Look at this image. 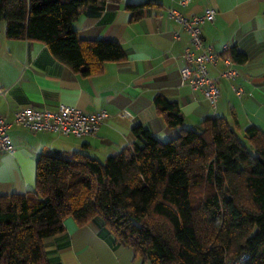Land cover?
Instances as JSON below:
<instances>
[{
  "label": "trees",
  "instance_id": "1",
  "mask_svg": "<svg viewBox=\"0 0 264 264\" xmlns=\"http://www.w3.org/2000/svg\"><path fill=\"white\" fill-rule=\"evenodd\" d=\"M106 1L0 0V19L6 37L42 41L86 76L124 58L119 43L80 39L73 25ZM151 3L125 8L137 20ZM223 54L246 59L232 47ZM153 103L167 126L180 128L177 137L160 142L135 125L134 142L104 161L77 152L37 157L34 188L0 196V264H50L43 239L60 233L66 216L84 224L97 215L150 264H227L242 253L244 264H264V133L244 128L252 154L225 118L207 116L193 130L176 101L156 94Z\"/></svg>",
  "mask_w": 264,
  "mask_h": 264
},
{
  "label": "crops",
  "instance_id": "2",
  "mask_svg": "<svg viewBox=\"0 0 264 264\" xmlns=\"http://www.w3.org/2000/svg\"><path fill=\"white\" fill-rule=\"evenodd\" d=\"M144 1L152 3L139 19L131 20L125 5ZM179 2L107 0L99 13L80 12L73 21L80 39L114 41L124 51L122 60L104 62L98 72L86 76L59 61L42 41L6 37L0 19V90H6L0 95V115L10 118L21 107L53 109L59 104L86 112L104 109L108 114L95 135L82 137L11 125L15 150L0 152V196L34 188L36 160L42 153L77 152L104 161L134 142L135 125L147 128L160 142L177 137L180 128L166 125L153 103L156 94L178 103L186 128L201 130L202 120L213 116L228 120L242 136L249 124L264 133L263 0H190L184 6ZM209 7L216 13L212 23L202 25L203 42L220 52L229 44L246 55L245 61L235 62L236 79L219 80L215 105L181 82L182 53L190 37L168 16L169 8L191 17ZM63 226L60 233L43 239L50 264H150L99 215L84 224L66 216Z\"/></svg>",
  "mask_w": 264,
  "mask_h": 264
},
{
  "label": "built area",
  "instance_id": "3",
  "mask_svg": "<svg viewBox=\"0 0 264 264\" xmlns=\"http://www.w3.org/2000/svg\"><path fill=\"white\" fill-rule=\"evenodd\" d=\"M190 0H180V5L188 4ZM216 10L206 8L204 13L186 17L175 8L168 9V16L181 24L190 37V46L182 53L184 65L180 68L181 82L193 90L200 91L210 105H215L219 98L220 79L234 80L239 75L236 63L229 55L223 54L229 49V44H223L222 52L215 50L213 45L205 44L202 38V25L212 23ZM211 69L215 73H211ZM240 94L239 90H236ZM6 90H0L4 96ZM127 114V111H124ZM108 114L106 110L99 109L86 112L80 108L59 104L53 109L36 108L33 106L21 107L8 118L0 115V152H13L15 145L9 135V128L13 124L21 125L32 131H47L63 136L82 137L95 135L99 125L103 123ZM247 253H242L234 261L227 264H244L248 259Z\"/></svg>",
  "mask_w": 264,
  "mask_h": 264
},
{
  "label": "rangeland",
  "instance_id": "4",
  "mask_svg": "<svg viewBox=\"0 0 264 264\" xmlns=\"http://www.w3.org/2000/svg\"><path fill=\"white\" fill-rule=\"evenodd\" d=\"M237 135H238L239 139H240L245 145L248 144V142L244 139V137L242 136V134L237 133ZM247 148H248V150H249L252 154L254 153V150H253L250 146L247 145ZM193 194L195 195V194H197V193H193Z\"/></svg>",
  "mask_w": 264,
  "mask_h": 264
}]
</instances>
